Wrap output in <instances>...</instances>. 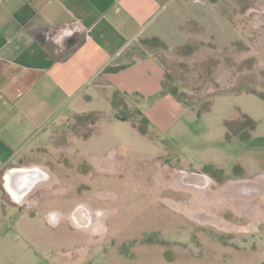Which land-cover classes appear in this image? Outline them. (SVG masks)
<instances>
[{"label":"rangeland","instance_id":"374dc122","mask_svg":"<svg viewBox=\"0 0 264 264\" xmlns=\"http://www.w3.org/2000/svg\"><path fill=\"white\" fill-rule=\"evenodd\" d=\"M160 1L158 17L134 43L164 65L161 88L143 91L152 85L146 78L135 92L119 93L110 112H65L0 175L1 200L9 170L46 174L24 199L25 212L83 205L93 213L87 226L64 220L54 231L68 237L57 235L54 248H121L131 257L151 248L154 260H175L177 248H209L225 237L207 211L193 209L199 188L192 182L225 179L216 161L236 144L226 122L244 132L243 114L264 103V0ZM182 174L186 186L168 184ZM201 190L208 194V185Z\"/></svg>","mask_w":264,"mask_h":264},{"label":"crops","instance_id":"0c3cea01","mask_svg":"<svg viewBox=\"0 0 264 264\" xmlns=\"http://www.w3.org/2000/svg\"><path fill=\"white\" fill-rule=\"evenodd\" d=\"M162 7L160 0H0L2 177L65 112H110L116 91L135 92L142 79L152 83L145 92L161 88L164 65L134 42ZM119 64L125 67L105 71ZM246 111L258 124L250 138L234 139L233 153L216 161L225 179L192 182L199 188L193 209L207 211L224 239H212L209 248H177L175 260H154L151 248L133 257L121 248H54V230L65 228L64 220L87 226L93 213L83 205L61 214L25 212L23 201L43 172L37 170L39 178L26 192L16 172L34 170L14 168L4 176L7 196L0 200V264H264V103ZM11 173L20 194L7 184ZM183 178L168 184L190 183ZM207 185L208 194L201 190ZM62 232L58 236L66 239Z\"/></svg>","mask_w":264,"mask_h":264},{"label":"trees","instance_id":"16d2710c","mask_svg":"<svg viewBox=\"0 0 264 264\" xmlns=\"http://www.w3.org/2000/svg\"><path fill=\"white\" fill-rule=\"evenodd\" d=\"M125 65L123 64H119V65H109L105 68L106 72H111V71H118L122 68H124ZM164 87L166 88V86L164 85ZM167 90V89H166ZM169 92H171L175 98H177L180 101H183L186 105L188 106H192L194 105L193 103H190L188 101H185L179 94L178 92H176L175 90H169ZM121 93L120 91H116L115 95H114V104H115V98L118 96V94ZM115 106V105H114ZM207 108H210L209 106ZM119 115L121 116V118L123 119H128V117L125 115V113L121 110L119 111ZM243 119L245 120L242 124L243 125H247L246 126V131L244 130V132L241 131H232V123L234 120H228L226 122V127H227V138L229 140H234V139H247L250 138L252 135V132L256 129L258 121L255 120L254 118H252L249 114L244 113L243 114ZM143 121L147 124L150 125L151 121L148 117L144 116L143 117ZM244 129V128H243ZM141 133L143 134H147L148 131L144 128L141 129ZM168 254H171V252H167Z\"/></svg>","mask_w":264,"mask_h":264},{"label":"bare ground","instance_id":"6f19581e","mask_svg":"<svg viewBox=\"0 0 264 264\" xmlns=\"http://www.w3.org/2000/svg\"><path fill=\"white\" fill-rule=\"evenodd\" d=\"M31 171H33V170H31ZM16 173H18L19 175H21V176H23V177H25L26 176V173H28V171H25V170H18V172H16ZM39 174L38 173H30L29 175H28V177H29V179H28V181L25 179V180H23L21 183H23V185H22V188H24L25 189V191L27 192L32 186H33V184L37 181V179L39 178V176H38ZM46 177V174L45 173H43V175H42V179L43 178H45ZM13 174L11 173L8 177H7V184H8V186H9V188H10V190L12 191V193L14 194V195H16V191H17V193L18 194H20V193H22V192H20L21 191V189H19L18 188V190L16 189L17 187H16V185L13 183ZM14 189H16V191L14 190ZM22 198V197H21ZM24 198V197H23ZM79 209H82V208H79ZM86 212L82 209L80 212H79V217L80 218H86L87 217V215L88 214H85Z\"/></svg>","mask_w":264,"mask_h":264},{"label":"flooded vegetation","instance_id":"af4514ba","mask_svg":"<svg viewBox=\"0 0 264 264\" xmlns=\"http://www.w3.org/2000/svg\"><path fill=\"white\" fill-rule=\"evenodd\" d=\"M31 173H33V172H31ZM30 173H26V176L24 177V180L26 179L27 181H28V179H29V177H28V175H29Z\"/></svg>","mask_w":264,"mask_h":264},{"label":"water","instance_id":"95a60500","mask_svg":"<svg viewBox=\"0 0 264 264\" xmlns=\"http://www.w3.org/2000/svg\"><path fill=\"white\" fill-rule=\"evenodd\" d=\"M4 187L6 188L5 184H4Z\"/></svg>","mask_w":264,"mask_h":264}]
</instances>
